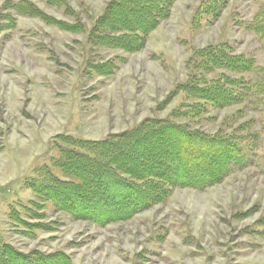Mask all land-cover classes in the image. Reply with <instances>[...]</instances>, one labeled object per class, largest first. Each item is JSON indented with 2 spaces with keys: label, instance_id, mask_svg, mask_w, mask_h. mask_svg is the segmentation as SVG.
Here are the masks:
<instances>
[{
  "label": "rangeland",
  "instance_id": "1",
  "mask_svg": "<svg viewBox=\"0 0 264 264\" xmlns=\"http://www.w3.org/2000/svg\"><path fill=\"white\" fill-rule=\"evenodd\" d=\"M21 1L86 30L66 32L38 17L16 16L9 7ZM66 1L73 17L41 0H0V16L15 17V28L0 33L2 241L25 254H65L70 264H264V103L249 97L218 108L180 88L200 77L192 58L210 47L226 46L229 57L252 58L264 68V49L252 31L264 0H216L218 18L209 10L213 0H177L135 53L89 41L111 0ZM110 62V76L93 68ZM230 76L244 84L256 78ZM148 119L233 138L241 164L220 184L176 188L165 201L107 226L75 220L52 202L42 210L31 205L38 199L29 182L42 167L54 168L64 145L59 136L103 141ZM14 209L25 225L12 222ZM38 223L50 230L33 228Z\"/></svg>",
  "mask_w": 264,
  "mask_h": 264
},
{
  "label": "trees",
  "instance_id": "2",
  "mask_svg": "<svg viewBox=\"0 0 264 264\" xmlns=\"http://www.w3.org/2000/svg\"><path fill=\"white\" fill-rule=\"evenodd\" d=\"M41 1L49 7L63 9L66 16L75 15L66 0ZM176 1L111 0L96 19L89 41L128 53L138 52L161 21L170 16ZM216 2L213 0L209 6L214 18L221 15V10L216 11ZM9 10L16 16L38 17L66 32L86 30L83 23L54 19L28 1L11 5ZM14 22L15 17L10 14L0 16V33L15 28ZM252 31L264 49V15L254 20ZM227 52L226 46L196 52L192 62L200 77L191 78L180 88L190 99L218 108L237 105L249 97L264 103V68L258 67L255 59L234 54L229 57ZM93 68L101 76L114 72L111 62ZM218 71L223 74L208 80V76ZM231 74H253L256 78L244 84ZM58 138L64 145H58L60 154L54 168L42 167L39 177L29 182L28 187L38 199L31 205L42 210L46 203L52 202L58 211L73 219L99 226L130 220L165 201L176 188L204 190L220 184L233 165L241 164L242 149L235 139L191 130L166 119H148L133 130L103 141ZM27 211L39 217L32 209ZM10 219L25 225L15 209ZM33 228L50 230L41 223ZM70 261L62 253H22L0 237V264H70Z\"/></svg>",
  "mask_w": 264,
  "mask_h": 264
}]
</instances>
